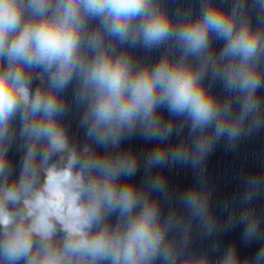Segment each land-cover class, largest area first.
I'll return each mask as SVG.
<instances>
[{"label": "clouds", "instance_id": "1", "mask_svg": "<svg viewBox=\"0 0 264 264\" xmlns=\"http://www.w3.org/2000/svg\"><path fill=\"white\" fill-rule=\"evenodd\" d=\"M261 130L264 0H0V264H264V172L223 224L205 179Z\"/></svg>", "mask_w": 264, "mask_h": 264}]
</instances>
